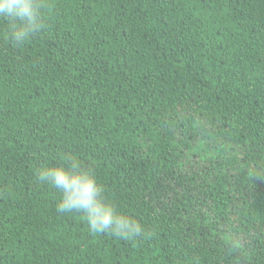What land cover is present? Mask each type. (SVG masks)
I'll list each match as a JSON object with an SVG mask.
<instances>
[{"label": "trees", "instance_id": "1", "mask_svg": "<svg viewBox=\"0 0 264 264\" xmlns=\"http://www.w3.org/2000/svg\"><path fill=\"white\" fill-rule=\"evenodd\" d=\"M0 18V264H264V0H46ZM78 158L144 237L56 210Z\"/></svg>", "mask_w": 264, "mask_h": 264}, {"label": "clouds", "instance_id": "2", "mask_svg": "<svg viewBox=\"0 0 264 264\" xmlns=\"http://www.w3.org/2000/svg\"><path fill=\"white\" fill-rule=\"evenodd\" d=\"M47 7L46 0H0V18L7 21V38L23 46L44 27ZM33 174L38 182L58 191L57 212L82 214L92 232L123 240H136L147 234L138 219L116 210L94 172L78 158L66 155L61 163L38 166Z\"/></svg>", "mask_w": 264, "mask_h": 264}]
</instances>
